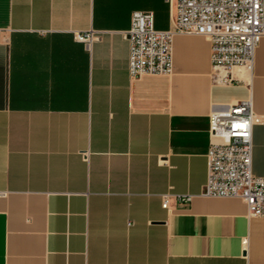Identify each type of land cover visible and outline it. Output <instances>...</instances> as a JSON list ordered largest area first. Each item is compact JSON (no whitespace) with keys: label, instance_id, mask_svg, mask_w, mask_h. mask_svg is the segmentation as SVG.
<instances>
[{"label":"crops","instance_id":"crops-1","mask_svg":"<svg viewBox=\"0 0 264 264\" xmlns=\"http://www.w3.org/2000/svg\"><path fill=\"white\" fill-rule=\"evenodd\" d=\"M133 11L171 26L168 0H0V264H264V217L202 195L208 117L242 99L264 176V36L232 84L189 33L170 74L129 78Z\"/></svg>","mask_w":264,"mask_h":264},{"label":"built area","instance_id":"built-area-1","mask_svg":"<svg viewBox=\"0 0 264 264\" xmlns=\"http://www.w3.org/2000/svg\"><path fill=\"white\" fill-rule=\"evenodd\" d=\"M171 26L154 28L151 12L133 11L126 32L129 78L167 75L172 71L171 38L175 33L202 35L209 40L212 81L232 84L234 67L249 71L254 50L264 36V0H168ZM82 43L97 40L92 32L76 34ZM259 118L250 98L224 105L208 117L210 142L205 154L202 195L241 199L249 216L264 217V176L251 171V130ZM179 205L188 195L174 196ZM168 196L161 206L167 208Z\"/></svg>","mask_w":264,"mask_h":264},{"label":"bare ground","instance_id":"bare-ground-1","mask_svg":"<svg viewBox=\"0 0 264 264\" xmlns=\"http://www.w3.org/2000/svg\"><path fill=\"white\" fill-rule=\"evenodd\" d=\"M238 71H240V72H244V70H242V69H239V70H238V69H235V70H234V73H235V72H238Z\"/></svg>","mask_w":264,"mask_h":264}]
</instances>
